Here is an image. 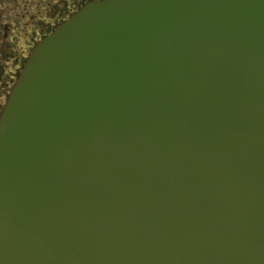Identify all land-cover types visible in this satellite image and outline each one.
I'll return each instance as SVG.
<instances>
[{"label":"water","instance_id":"obj_1","mask_svg":"<svg viewBox=\"0 0 264 264\" xmlns=\"http://www.w3.org/2000/svg\"><path fill=\"white\" fill-rule=\"evenodd\" d=\"M0 264H264V0H90L0 111Z\"/></svg>","mask_w":264,"mask_h":264},{"label":"rangeland","instance_id":"obj_2","mask_svg":"<svg viewBox=\"0 0 264 264\" xmlns=\"http://www.w3.org/2000/svg\"><path fill=\"white\" fill-rule=\"evenodd\" d=\"M57 1L0 0V111L35 43L69 15L50 18L48 7ZM83 1L79 0L82 4ZM63 2L70 5L68 8L73 7L74 0ZM32 19L37 22L36 28Z\"/></svg>","mask_w":264,"mask_h":264},{"label":"trees","instance_id":"obj_3","mask_svg":"<svg viewBox=\"0 0 264 264\" xmlns=\"http://www.w3.org/2000/svg\"><path fill=\"white\" fill-rule=\"evenodd\" d=\"M49 1V0H48ZM76 1H78V0H76ZM60 2H62V0H60ZM83 3H84V1H83ZM82 4V3H81ZM80 4V5H81ZM49 8V14H51V17L50 18H58L59 16L60 17H62L65 13L66 14H69V13H71L74 9H76V8H68L67 6L66 7H64V5H63V7L62 8H59L57 5H55V6H50V7H48ZM59 11V14H57V12ZM1 16V15H0ZM32 24L34 25V27L36 28L37 27V22H35V20H33L32 19ZM4 28H7V26H5Z\"/></svg>","mask_w":264,"mask_h":264},{"label":"flooded vegetation","instance_id":"obj_4","mask_svg":"<svg viewBox=\"0 0 264 264\" xmlns=\"http://www.w3.org/2000/svg\"><path fill=\"white\" fill-rule=\"evenodd\" d=\"M50 1H51V0H49V3H51ZM85 1H87V0H84V2H85ZM80 4H81V3L79 2V0H78V1L74 0L73 7L78 8V7L80 6ZM55 5H57L59 8H62L63 5H64V7H66V6L69 7V6H70V5H67L66 3H64L63 0H62V2H60V0H58L57 3L54 4V5H51V7H52V6H55ZM73 7H71V8H73Z\"/></svg>","mask_w":264,"mask_h":264}]
</instances>
